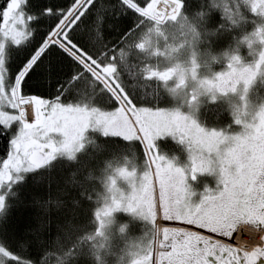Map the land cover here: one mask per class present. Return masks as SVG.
Masks as SVG:
<instances>
[{"label": "snow or ice", "instance_id": "snow-or-ice-1", "mask_svg": "<svg viewBox=\"0 0 264 264\" xmlns=\"http://www.w3.org/2000/svg\"><path fill=\"white\" fill-rule=\"evenodd\" d=\"M118 4L136 13L138 22L112 44L113 21L122 13L114 11L117 5L111 0H67L55 8L40 0L0 3V37L5 32L26 33L42 19L51 21L46 29L36 28L33 51L0 93V264H51L53 257L58 264H72L84 254L78 247L85 231L82 217L89 213L95 217L97 212L88 207L87 165L81 166L84 174L79 180L75 168L67 170L70 164H79V158L70 157L79 131L89 121L81 111L87 106L78 103L82 95L91 99L90 111L98 110L102 121L99 125L93 121L96 140L91 150L103 162L137 142L146 155L141 133L150 145L162 129L187 138L189 169L175 167L171 161L161 166L160 157L156 175L146 171L139 187L133 186L123 200L115 198L105 209L113 215L121 208L136 212L153 228L162 217L159 260L153 249L150 264H264V111L258 125L237 121L243 129L237 134L205 129L179 111L159 106L153 110L149 101L121 83L117 91L131 110L126 112L86 64L116 63V53L133 31L148 22L159 23L155 10L164 0H118ZM166 7L173 9L170 18L176 19V10H185V0H174ZM53 35L60 43L40 51ZM7 39L11 42V35ZM7 71L5 63L0 75ZM68 95L73 99L68 100ZM83 153L80 148L76 156ZM213 168L222 187L205 189L193 204L187 178L195 180L197 174ZM168 222L183 226H167ZM8 235L16 250L6 241Z\"/></svg>", "mask_w": 264, "mask_h": 264}, {"label": "trees", "instance_id": "trees-1", "mask_svg": "<svg viewBox=\"0 0 264 264\" xmlns=\"http://www.w3.org/2000/svg\"><path fill=\"white\" fill-rule=\"evenodd\" d=\"M66 2L67 0H40L42 5L52 6L54 8L64 5ZM172 2H174V0H164V5L155 10L159 13L158 17H162L165 12L173 10L171 7H166V5ZM0 3H3V0H0ZM111 3L117 5L114 11L122 13L113 21L116 27L110 33L111 43L117 44L128 30L137 24L138 17L137 14L130 9H122L118 4V0H111ZM196 6V0H185V11L190 12L191 9ZM238 11L245 19L240 20L237 26L232 27L231 31L220 30L213 32L210 30L220 22L219 14H213L211 23L202 26L203 42L199 45L198 49V59L199 64L202 66L201 69L204 68L210 72L223 69L227 65L226 58L219 56L217 62L213 60V55L220 54L226 48L229 50L238 48L242 60L250 61L253 59V51L251 47H249L248 42L245 41L241 43L239 38L254 29L256 23L264 21V18L252 12V10L250 12L246 3H239ZM158 17H155V19ZM50 24L51 21L45 19L34 22L33 26L28 27L27 35L22 41L18 42V44H20L19 47L14 46L12 44L13 42L8 43L5 47L4 62L7 64L8 68V71L5 73V83H7V85H9V76L11 77V75L19 69L25 57L33 51L36 43V39L34 38L36 28L41 27L46 29ZM170 25H173L170 21L165 24H156L153 22L145 23L143 28H140L138 32L133 31L129 40L125 41L123 47L116 53L118 57L116 63H105L104 65L97 64L95 67L90 64L111 84L112 87L110 89L113 88L112 91L115 96H117L115 90L117 91L119 85L123 83L134 95L149 101L154 109H156L157 106H159V108H165L172 105L173 102L169 95L170 90L164 87L162 82L158 79L144 76V67L146 65L151 64L152 66L159 67L164 64L163 55L155 54L152 50H141L142 48L136 42L144 36L154 38L155 35L157 36V30H165L170 27ZM39 35L40 33L37 34V36ZM233 37H235V39H233ZM47 42L48 40L41 46L40 51ZM55 42L58 44L60 43L54 36L51 43ZM159 42L160 41L157 43ZM160 45L162 46L161 43ZM90 65L86 64V67L88 70L94 71ZM117 67H119V70H117ZM114 73L115 75H113ZM94 77L105 89H107L100 79L96 76ZM107 90L109 91V89ZM248 94L249 101L254 104L264 101V74L256 77L255 81L250 86ZM172 95L175 96L174 94ZM67 99L72 100L73 97L68 95ZM78 103L91 107L92 102L87 95H82ZM175 103H180L179 98L176 96ZM126 106L127 109L130 110L127 104ZM197 107L196 117L202 125L209 128L223 129L224 131L237 130L238 126L236 124L234 105L226 99H218L217 101L209 102V98L205 96L202 98V103L197 105ZM94 131L95 130L88 131L87 129L83 142L84 145L82 147L85 149V153L81 154L80 157H77L76 153L71 156V159L79 158V164H70L67 170L75 168L77 171L75 179L79 180L84 174V170L81 166L87 165L88 179L84 181V185L87 189V195L91 197L88 207L89 209H94L98 213L105 199L107 181L109 180L110 174L120 166H127L128 168L136 166L141 170L147 163L146 157L142 154L138 142L136 146L135 144L129 145L127 148L121 149L103 162V157L93 155L91 150V145L96 140V136L93 134ZM115 139L119 140V138ZM156 144L161 156L167 158L178 156L181 160L186 158V150L183 149V146L168 136L157 139ZM2 148L3 142L0 141V149ZM79 150L77 152H79ZM0 155H2V152H0ZM128 216L129 213L123 211V209L117 210L114 215L111 214V219L102 228L103 231L101 235H98L100 224L97 215L93 217L91 213H89L87 216L82 217V221L85 223V231L80 236L78 247L83 249L84 254L81 255L77 261L74 260L72 264H127L132 261L135 255L143 250L138 247V243L145 248L151 240L152 233L147 219L143 220L134 216L130 218ZM5 239L13 250H16V245L12 236L8 235ZM51 264H58L55 257L52 258Z\"/></svg>", "mask_w": 264, "mask_h": 264}, {"label": "rangeland", "instance_id": "rangeland-1", "mask_svg": "<svg viewBox=\"0 0 264 264\" xmlns=\"http://www.w3.org/2000/svg\"><path fill=\"white\" fill-rule=\"evenodd\" d=\"M259 4L260 0H251V5H254L252 7V12L258 14L259 12ZM248 7L250 4H247ZM177 15L179 13V10L177 9ZM173 10L167 11V15L163 14L162 17H158L159 24L168 23V21L172 22L175 19H171L170 16L172 14ZM259 15V14H258ZM261 16V15H260ZM264 18V16H261ZM157 36L155 35L154 38H150V47L144 49V50H152L153 53L163 55L164 57V64L157 66H152L151 64H148L144 67V76L149 78H156L159 81L162 82L163 86L168 88L170 91H172V94H174L176 97L179 98V100H185L187 99V96L190 94V90L196 89L198 87V82L200 78H203L205 76H211L213 72L218 73V77L215 78L213 81L210 82V88L211 92L206 97L209 98V95H218L219 99H226L227 101L231 102L234 105V111L236 116V122L238 121L241 125H250L253 123V121H256L257 125L259 124V116L261 111H264V109L258 108L260 103H252L248 99V91L250 89V86L255 81L256 77L259 75L264 74V40L261 39H255L252 43L248 42L249 47H251L253 51V59L250 61L241 60V63L239 65L233 66L227 63V65L221 69V70H215V71H209L204 68L201 69V64L199 69L197 70L196 75L194 76L192 73V60L191 57V51L190 48L185 46L179 51L173 52L172 51V45L177 43V37L179 36V30L176 25H170L165 30L162 31H156ZM154 33V34H156ZM11 35L12 41L18 43L22 41V39L27 35V32H23V30L15 32V33H8L5 32L3 37H0V53H4V55L0 56V71L3 70V66L5 64L4 58H5V47L8 45L9 40L7 39ZM183 39V37H181ZM160 41L159 43H157ZM162 44V46L160 45ZM139 46L143 48V45ZM177 62H182L180 67H175ZM247 65V66H245ZM5 73L3 75H0V93L4 92V89L8 87L7 83H5ZM224 77L222 80L221 77ZM228 77H232L233 79H237L240 77H243L242 79H237V88L230 89L228 91H224L222 88L217 87V83H221ZM231 83V81H229ZM17 86V85H16ZM15 95L17 96L16 89H15ZM204 96V97H205ZM35 99V98H34ZM185 110L179 111L182 115L189 117L191 120H195L197 124L205 129H211L205 125H202V123L198 120L196 117L197 112V105L196 106H189V105H182ZM91 107L87 106L86 108L82 109L86 115L89 116V121L85 123L84 127L79 131L77 135V141L74 142L72 151L73 156L77 151L83 147V142L85 138V132L90 129H95L93 121L95 122V125H99L102 121L97 117L96 111H90ZM165 110H172L169 107L161 108ZM153 110H155L153 108ZM191 113V116L186 114ZM30 114V113H29ZM238 128L236 131H231L232 134H237L243 129L240 128L239 125H237ZM229 130H225V132H228ZM171 137L174 140H177L183 148L186 150V159L191 161L190 156L191 153L189 151V145L187 143V138L184 134H177L172 131H167L166 129H162L159 133V135L154 136V139L156 138H162V137ZM153 152V161L157 164L158 158L162 157L163 159L159 160V163L163 165L164 163H167L169 161L173 162L174 160H177L178 158L171 157L167 158L165 156L159 155V151L155 147L152 148ZM192 163V161H191ZM156 166V165H155ZM191 166V164H190ZM127 167L123 166L120 167V169L114 174V176L111 177L110 180H108V187L107 192L105 195V199L103 204L101 205L98 213L97 218H99V231L98 235L102 234L103 227L106 225V223L110 220L107 219V222L105 223V205H112L114 202V199L117 198L120 193H123L125 196L127 195L125 184L128 181L129 187H132L133 184L136 183V174H134L132 171H127ZM154 174V173H153ZM212 181L218 186V173L217 172H208L207 173ZM115 193V195H113ZM122 209V208H121Z\"/></svg>", "mask_w": 264, "mask_h": 264}, {"label": "clouds", "instance_id": "clouds-1", "mask_svg": "<svg viewBox=\"0 0 264 264\" xmlns=\"http://www.w3.org/2000/svg\"><path fill=\"white\" fill-rule=\"evenodd\" d=\"M239 3H246L251 4V0H196V7H193L191 11H180L177 15V18L172 21L174 25L177 26L179 30V36L176 38L177 43L172 45V51L176 52L179 49L187 46L190 48L192 60V73L195 76L197 70L200 67L199 64V45L203 42V33L201 28L203 25L208 23L209 17L213 16V14H219L220 22H218L214 28L210 29L213 32L216 31H231L232 27L237 26L239 21L245 19L243 16L239 14L238 5ZM203 13V15H200ZM259 15L264 16V0H260L259 4ZM183 37V39H181ZM235 39V37H233ZM240 42L243 43L245 41L252 43L255 39L264 40V21L257 22L254 29L245 33L240 38ZM137 44L143 45V49L150 47V38L144 36L138 39ZM219 56H223L226 58L228 64L236 66L241 63L242 57H240V53L238 48L235 50L224 49L220 54H214L213 60L218 62ZM182 62H177L175 67H180ZM247 66V65H245ZM218 77V73L213 72L211 76H205L199 79L198 87L196 89L190 90V94L187 96L186 101L181 100L179 104L175 103V96L172 95V91L169 92L170 99L172 100V105L169 106L170 109L175 111H184L185 109L181 107L182 105H189V106H196L202 103V98L211 92L210 82L213 81L215 78ZM243 77L237 78L242 79ZM237 79H233L232 77L226 78L222 84L217 83L218 88H222L224 91H228L230 89L237 88ZM231 81V83H229ZM195 97V99L193 98ZM219 99L218 95H209V102L217 101ZM260 109H264V101H261V104L258 106ZM191 116V113H186ZM207 160L208 158L205 157ZM211 163V162H210ZM209 172H215L213 168ZM111 179V177H109ZM219 182V177H218ZM191 187V186H190ZM191 197L194 195L193 192L190 190ZM206 189L207 186H206ZM115 195V193H113ZM119 199H124L125 195L120 193L117 197ZM109 205H105L107 208ZM105 223L107 219H111V214H106ZM157 230L159 231V225H157ZM159 243H161L159 241Z\"/></svg>", "mask_w": 264, "mask_h": 264}, {"label": "flooded vegetation", "instance_id": "flooded-vegetation-1", "mask_svg": "<svg viewBox=\"0 0 264 264\" xmlns=\"http://www.w3.org/2000/svg\"><path fill=\"white\" fill-rule=\"evenodd\" d=\"M120 99H122L121 95H120ZM122 101L124 103V100L123 99H122ZM91 130H95V129H91ZM157 139H160V138H157ZM157 139L155 138L153 144H151V145L148 144V142L145 140L147 142V144H148L147 145V152H148V154H149V156L151 158L152 167H151L150 163L148 162L147 155H145L147 165L144 166V167H142L141 170L139 168H137L136 166L135 167H132V168H128L126 166L127 167V169H126L127 171H130V172L132 171L134 174H136V179H135L136 183L133 184L132 187H129V185H128V181L129 180H127V183L125 184L126 185L125 186V189H126L127 194L130 192V190L133 188V186H136V187H139L140 186V184L145 179V172L146 171H149L150 170L152 172V174L154 173L153 175H156L157 174V169H156V166H155L156 163L153 161V152H152V148L153 147H155L157 149V151H158V146L156 144V140ZM159 155H161L160 152H159ZM177 158H178L177 160H174L172 162V164L175 167H179V168H182V169H185V170H187V169L190 168L191 161H189L186 158L184 160H181V159H179L178 156H177ZM120 167H123V166H120ZM120 167L116 168V170H114L110 174V177L114 176V174L120 169ZM207 173L208 172L197 174L195 180L191 179V177H188L187 178V183H188V185L191 186L190 187V190L194 194L191 197V202L193 204L198 203L199 200L202 198L201 194L205 191L206 186H207L208 189H212L213 191L217 190L218 186L219 187H222V185H218L217 186L214 183V181L210 180L209 179L210 177H209V175ZM107 185H108V183H107ZM128 213H129V216L128 217H130V218H133V216H134V217H137L139 219H143V220L145 219L144 216H142V215H140V214H138L136 212H128ZM147 222H148L149 227L151 228L150 229L151 230V233H152L151 240L149 241V244L145 248H144V246L142 247L138 243V247L142 248L143 250L140 253H138L137 255H135V257L132 259V261H130L127 264H150L151 256H152V250L153 249H155L156 253L158 254L157 260H159V253H160L161 249H160V243H159L160 240H159L158 233L165 226V222L163 221L162 217L158 216L156 223H157V225H159V228H160L159 231L157 230V226H156V228H153L152 223H151L150 220L147 219ZM167 226H183V225H177V224H175L173 222H168L167 223Z\"/></svg>", "mask_w": 264, "mask_h": 264}, {"label": "bare ground", "instance_id": "bare-ground-1", "mask_svg": "<svg viewBox=\"0 0 264 264\" xmlns=\"http://www.w3.org/2000/svg\"><path fill=\"white\" fill-rule=\"evenodd\" d=\"M163 26V25H162ZM53 37H54V35L53 36H50V40H52L53 39ZM91 66V65H90ZM92 67V66H91ZM92 69H94V71H92V70H90L92 73H94V74H96L98 77H100V78H102L101 77V75L97 72V70H96V68H93L92 67ZM106 82V81H105ZM109 88H111V86H109ZM113 89V88H112ZM111 89V90H112ZM115 90V89H114ZM113 92V91H112ZM116 92V91H115ZM117 93V96H116V98L117 99H119V100H121V102L123 103V101H122V99H120V95H119V93L118 92H116ZM115 96V95H114ZM124 104V103H123ZM30 115H31V112H30Z\"/></svg>", "mask_w": 264, "mask_h": 264}, {"label": "water", "instance_id": "water-1", "mask_svg": "<svg viewBox=\"0 0 264 264\" xmlns=\"http://www.w3.org/2000/svg\"><path fill=\"white\" fill-rule=\"evenodd\" d=\"M94 74V73H93ZM94 75H96V74H94ZM97 76V75H96ZM98 77V76H97ZM99 79H101V81L105 84V86H107V88L111 91V93H113L112 92V90L109 88V85L107 84V82H105V80L104 79H102V78H100V77H98ZM113 95H114V93H113ZM119 100V99H118ZM121 102V101H120Z\"/></svg>", "mask_w": 264, "mask_h": 264}, {"label": "crops", "instance_id": "crops-1", "mask_svg": "<svg viewBox=\"0 0 264 264\" xmlns=\"http://www.w3.org/2000/svg\"><path fill=\"white\" fill-rule=\"evenodd\" d=\"M108 82V81H107ZM109 83V82H108ZM110 84V83H109Z\"/></svg>", "mask_w": 264, "mask_h": 264}]
</instances>
